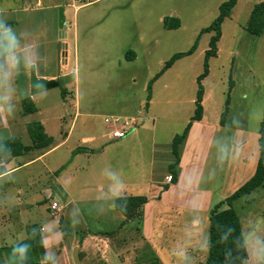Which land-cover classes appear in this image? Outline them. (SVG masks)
<instances>
[{"label": "rangeland", "instance_id": "obj_1", "mask_svg": "<svg viewBox=\"0 0 264 264\" xmlns=\"http://www.w3.org/2000/svg\"><path fill=\"white\" fill-rule=\"evenodd\" d=\"M226 1L90 0V5L78 8L74 0H46L47 5L65 8V29L71 40L76 34L69 69L76 71L77 79L69 85L62 82L61 87L69 91L65 103L63 88L51 90L45 106L49 114L60 110L63 118L51 123L49 132L60 141L63 132L73 130L67 148L60 153L78 147L87 153L94 150L78 155L62 176L65 192H61L63 201L59 200L67 207L60 219L64 233L70 234L65 245L71 264H75L73 255L78 246L82 264H149L156 259L160 264L206 261L210 212L223 201L222 195L228 198L233 187L244 182V171L240 175L236 170L238 144L251 138L255 145L264 116V35L255 36L246 29L255 5L264 0H239L232 20L224 26L217 55L207 59L213 34H202V30L218 18L220 6ZM58 11L49 10L42 16L48 22L47 44L39 51L44 49L51 57V72H55L58 57ZM172 18L179 19L180 28H165L164 20ZM195 46L191 55L163 72L173 56ZM90 47L94 54L88 62ZM131 50L136 51L139 60H125ZM206 64L209 75L202 85L207 93L208 121L219 124L223 117V127L212 135L207 168L193 196L213 193L212 209L197 212L158 203L147 227L143 211L135 219H125L116 209L117 199L151 195L154 169V182L166 181L163 164L172 155L169 150L175 136L185 131L195 115L199 78ZM72 92L81 104V115L75 121ZM64 109L68 115L63 114ZM111 117L134 119L139 126L125 138L114 140L105 122ZM237 130L242 131L243 140ZM87 136L94 142L83 144ZM35 167L45 172L41 163ZM43 175L46 183L49 177ZM70 200L73 202L67 204ZM43 208L48 215L46 206ZM235 209L246 238V264H264V186L237 201ZM11 215L0 208V264H19L20 254L23 256L8 233ZM60 264L67 262L62 260Z\"/></svg>", "mask_w": 264, "mask_h": 264}, {"label": "crops", "instance_id": "obj_2", "mask_svg": "<svg viewBox=\"0 0 264 264\" xmlns=\"http://www.w3.org/2000/svg\"><path fill=\"white\" fill-rule=\"evenodd\" d=\"M90 3L80 6L75 5L74 7L81 8L90 5ZM60 7V5H47L46 0H0V25H2L0 27V145L13 141L16 146L13 152L0 157V183L1 181L4 182L0 186V208L12 214L8 233L13 237V244L16 245V249L23 253V256L20 254L19 264L24 262L25 264H39L36 261L42 259V256L38 251L34 252V248H38L40 245L44 246L47 257L46 263L40 264H60L62 260L66 261L67 264H71L70 260L68 261L65 245V239L70 234L64 233L63 220L60 219L61 213L67 207L66 204H61L59 200L63 201L61 192H65L62 176L67 165L73 164L78 155L87 152L78 147L60 153V150L67 148L73 130L70 129L68 133L63 132V139L57 141L56 136L49 132V128L51 123H56L63 117L60 110L49 114V109L45 106L52 91L32 95L30 82L32 65L36 67L39 78L56 79L60 83L59 87H61L63 81L65 85H69L72 80L76 82V71L73 74L69 69V63L72 59V41L76 40V34L71 40L64 26L65 39L62 40L64 48L62 50L63 64L60 76L57 73L58 57L55 60V72H51V57L47 56V51L44 49L39 51L47 44L45 33L48 29V22L42 16L45 12L58 10ZM236 7L222 25L220 41L224 36V26L226 22L232 20V14ZM6 32L8 33L7 36L5 35ZM57 33H59V28ZM8 36L14 39L15 47L10 46ZM59 42L60 37L57 38L55 44L57 45ZM43 52L46 55L42 56ZM93 54V49L90 47L86 60H92ZM125 60L128 62L137 61L139 56L136 51L131 50L127 53ZM71 76H73V79H71ZM68 95L69 91L63 88L61 90L63 103L67 102ZM71 97L76 102L75 121L81 115V104L74 92H72ZM206 102L207 93L205 92L203 118L192 123L187 138L179 149L180 160L175 170L176 183L172 182L174 175L170 170L171 166L176 163L172 146L169 150L172 155H169L168 162L163 164V169L166 171V181L163 180L162 184H156L154 182L155 169L152 171L151 181H154L151 182V186L154 192L151 195L144 196L147 198V203L141 210L143 211V223L146 227L149 220L154 217L153 214L158 203L168 208L197 212H210L215 203L213 193L208 191L202 192L196 197L193 196L207 168V158L213 142L212 135L223 127V117L219 124L208 121L207 109L205 108ZM63 114L68 115V111L64 109ZM111 118L123 119L120 117ZM31 127L39 130L40 142L33 140ZM108 127L111 137L114 125L108 124ZM237 133L241 138L242 131L237 130ZM255 137L254 146L251 138H245L244 140L241 138L243 142L241 141L238 144L237 151L239 155L236 161V170L240 175L243 170L245 173L243 177L246 175V178H244V182L233 187L232 194L255 174L259 160V134ZM92 142H94V138L90 136L83 138L82 141L83 144H91ZM161 146L164 148L163 145ZM247 148L246 155L244 149ZM165 149L168 155V148ZM90 153H94V150L91 149L87 154ZM49 159L51 161L47 163ZM38 163L42 164L45 172H40L35 167ZM43 174L49 177V179H46V183L42 181ZM169 177L171 181L167 180ZM226 198L223 195L221 196L222 200ZM72 202L70 200L67 204ZM53 203H57V209L52 208ZM44 205L48 215L42 212ZM35 214L36 218H34ZM198 225L199 223L195 221L194 226L198 227ZM35 239L37 240L35 241ZM39 241L42 243H38ZM13 250L15 249L13 248ZM6 257L8 258V256ZM7 264L14 263L8 262Z\"/></svg>", "mask_w": 264, "mask_h": 264}, {"label": "trees", "instance_id": "obj_3", "mask_svg": "<svg viewBox=\"0 0 264 264\" xmlns=\"http://www.w3.org/2000/svg\"><path fill=\"white\" fill-rule=\"evenodd\" d=\"M238 0H227L220 6L218 18L209 26L202 30L204 33H212L210 50L207 52V59L217 55L218 43L222 36V25L227 18L231 16L232 10L236 7ZM171 20V21H170ZM164 20L165 28L168 30L178 29L181 26L179 19ZM246 29L255 36L264 35V2L255 5ZM196 49L193 47L187 53L177 54L166 63L163 72L170 69L177 60L186 55H191ZM209 75L208 64L205 66L203 75L199 78V90L196 101V112L191 118L190 123L181 135L175 136L172 143L173 155L176 157V163L171 166L173 173L172 182L176 183V167L179 164V149L187 138L192 123L200 121L203 118L204 107L203 98L205 89L202 81ZM227 113V112H226ZM39 130L31 127V136L35 142H40ZM16 148L13 141L0 145V157L13 152ZM264 186V116L259 130V160L253 177L240 187L234 194L223 200L215 206L210 212L209 227V248L208 255L204 264H246L249 260V253L246 245V238L243 232L241 218L235 209V203L242 198L251 195L253 192ZM168 188V187H166ZM147 203L144 196H130L119 198L115 202L116 209L127 220H132L140 216L142 207ZM115 233H108V235ZM42 243V242H38ZM81 256V255H80ZM29 263V262H28ZM25 264V262L23 263ZM35 264V263H34ZM149 264H160L153 260Z\"/></svg>", "mask_w": 264, "mask_h": 264}, {"label": "water", "instance_id": "obj_4", "mask_svg": "<svg viewBox=\"0 0 264 264\" xmlns=\"http://www.w3.org/2000/svg\"><path fill=\"white\" fill-rule=\"evenodd\" d=\"M66 23V18H65V8L60 7L58 11V27H59V37H60V42L58 44V76L61 75V66H62V57L63 53L62 50L64 48V45L62 44V40L65 39V32H64V26ZM30 82H31V93L32 95H37L49 90H52L54 88L59 87L60 83L58 80H48L44 78H39L36 73V67L32 65L31 67V72H30ZM38 251V253L41 254V258L36 261V263H46L47 257L45 254V248L43 245H40L38 248H34V252ZM73 260L75 264H82L81 256H80V248L75 247L74 249V255H73Z\"/></svg>", "mask_w": 264, "mask_h": 264}, {"label": "built area", "instance_id": "obj_5", "mask_svg": "<svg viewBox=\"0 0 264 264\" xmlns=\"http://www.w3.org/2000/svg\"><path fill=\"white\" fill-rule=\"evenodd\" d=\"M75 3L80 5H85L90 3V0H74ZM106 123L110 125H114V129L111 132V137L114 140H119L122 138H125L129 132L132 130H136L139 126V124L133 119V120H121L118 118H107ZM167 180L171 181V178H167ZM53 209H57L58 205L57 203H53L52 205Z\"/></svg>", "mask_w": 264, "mask_h": 264}, {"label": "clouds", "instance_id": "obj_6", "mask_svg": "<svg viewBox=\"0 0 264 264\" xmlns=\"http://www.w3.org/2000/svg\"><path fill=\"white\" fill-rule=\"evenodd\" d=\"M0 27H2V25H0ZM5 35L7 36L8 33L6 32ZM8 39H9L10 46L11 47H15V41H14V39L11 36H8Z\"/></svg>", "mask_w": 264, "mask_h": 264}]
</instances>
